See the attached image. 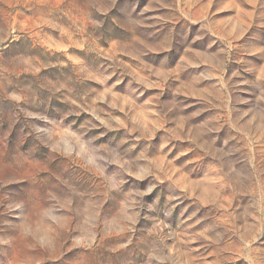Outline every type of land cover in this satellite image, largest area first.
<instances>
[{
    "label": "rangeland",
    "instance_id": "obj_1",
    "mask_svg": "<svg viewBox=\"0 0 264 264\" xmlns=\"http://www.w3.org/2000/svg\"><path fill=\"white\" fill-rule=\"evenodd\" d=\"M0 264H264V0H0Z\"/></svg>",
    "mask_w": 264,
    "mask_h": 264
}]
</instances>
